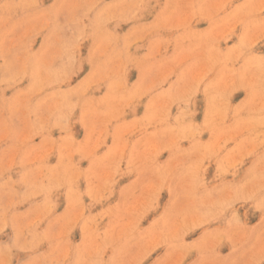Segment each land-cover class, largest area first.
<instances>
[{
  "label": "rangeland",
  "instance_id": "374dc122",
  "mask_svg": "<svg viewBox=\"0 0 264 264\" xmlns=\"http://www.w3.org/2000/svg\"><path fill=\"white\" fill-rule=\"evenodd\" d=\"M0 264H264V0H0Z\"/></svg>",
  "mask_w": 264,
  "mask_h": 264
}]
</instances>
